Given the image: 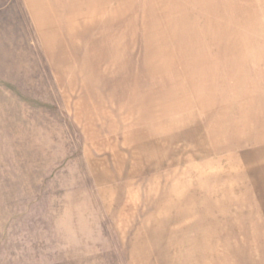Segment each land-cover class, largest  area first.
<instances>
[{"label": "rangeland", "instance_id": "obj_1", "mask_svg": "<svg viewBox=\"0 0 264 264\" xmlns=\"http://www.w3.org/2000/svg\"><path fill=\"white\" fill-rule=\"evenodd\" d=\"M263 172L264 0H0V264H244Z\"/></svg>", "mask_w": 264, "mask_h": 264}, {"label": "crops", "instance_id": "obj_2", "mask_svg": "<svg viewBox=\"0 0 264 264\" xmlns=\"http://www.w3.org/2000/svg\"><path fill=\"white\" fill-rule=\"evenodd\" d=\"M213 193L215 196L207 197L212 200L205 210L212 211L208 216L214 221L213 226L206 230L209 233L205 234L230 241V257L237 256L233 243L239 242V246L243 247L240 248L241 255L246 258L244 264H264V184L216 187ZM221 217L228 221L223 225L224 231H221L222 225L218 228Z\"/></svg>", "mask_w": 264, "mask_h": 264}]
</instances>
